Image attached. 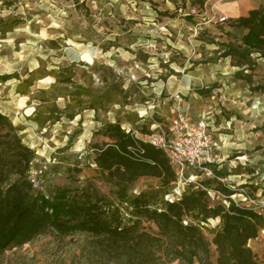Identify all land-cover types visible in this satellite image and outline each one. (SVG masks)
<instances>
[{
  "label": "rangeland",
  "instance_id": "1",
  "mask_svg": "<svg viewBox=\"0 0 264 264\" xmlns=\"http://www.w3.org/2000/svg\"><path fill=\"white\" fill-rule=\"evenodd\" d=\"M232 2L241 5L242 0H206L205 9L196 7L198 13L190 20L183 14L194 7L189 0H156V6L140 0H0V20L18 21L10 32L0 34V75L14 77L0 84V111L14 130L23 129L19 132L22 142L35 152L36 158L28 173L35 188L49 193L56 187L77 188L92 183L100 196L112 200L113 188L96 171L90 150V145L108 141L100 133L102 125L119 122L142 134L150 133L153 123L167 125L171 119L169 82L173 79L170 77L201 66L222 68L223 61H218L220 47L210 41L240 40L242 33L231 29V19L219 23L212 20L210 12L214 6L217 19L222 15L216 8ZM84 54H89L90 60L83 58ZM38 67L39 72L34 76H43V79L27 88L30 96L36 95V89L48 90L55 84V78L47 75L53 70L59 73L60 79H71L70 84L56 85L64 94L74 93L76 86L92 91L103 89L102 76L112 81L113 73L114 82L122 91V94L115 93V102L125 101V104L86 110L71 121L62 119L39 127L30 119L38 101L17 92L20 82ZM229 71L225 74L228 85L236 79L232 77L235 72ZM242 75L250 76V82L240 76L238 79L245 83L229 86L227 91L236 104L218 103L211 112L219 111L223 119L228 116L225 123L234 124L232 129L250 134L248 139L252 143L244 144L241 154L233 153L226 161H236L238 172L250 175L239 181L260 202L264 201V60H258L253 70ZM238 88L240 96L236 97L232 93ZM69 102L67 97L56 100L61 108ZM259 106H263L262 110ZM152 109L155 116L149 115ZM233 118L237 122L233 123ZM7 132V127L0 126L1 135ZM84 144L86 147L80 150ZM238 156L245 158L237 159ZM158 184L154 178H140L132 185L131 192L155 189ZM218 223L216 219L204 225L203 232L209 240L212 239L209 232ZM143 227L151 233L157 232L155 225L147 221ZM262 231L264 228L248 246L263 264ZM85 239L84 233L63 238L45 234L22 247L5 249L0 264H85L80 254ZM210 251L214 262V246Z\"/></svg>",
  "mask_w": 264,
  "mask_h": 264
},
{
  "label": "trees",
  "instance_id": "2",
  "mask_svg": "<svg viewBox=\"0 0 264 264\" xmlns=\"http://www.w3.org/2000/svg\"><path fill=\"white\" fill-rule=\"evenodd\" d=\"M140 1L156 6V0ZM189 1L191 6L203 7L206 0ZM191 17L187 16L190 20ZM17 22L0 20V34L10 32ZM229 22L231 29L241 31L240 40L210 41V44L220 47L219 58H229L231 65L239 68L235 73L239 78L245 70H253L259 59H264V4ZM38 72L39 67L31 71L20 82L17 92L30 96L27 88L43 79L34 76ZM47 75L55 78V84L48 90L36 89V95L30 96L38 101L30 119L39 127L62 119L71 121L86 110L125 104L115 102V93L122 91L114 82L113 73L112 81L106 76L101 78L105 90L76 86L74 93L67 94L58 91L56 85L72 83L69 77L60 79L54 70ZM11 78L14 77L0 75V84ZM244 78L251 80L250 76ZM47 94L50 96L46 97ZM66 97L70 102L62 108L56 104L58 98ZM0 126L8 129L6 134H0V256L10 246L22 247L45 234L63 238L84 233L86 239L80 254L85 264H262L248 242L263 230V213L234 204L211 206L207 192L192 185L179 200L167 201L165 196L171 193L177 176L166 156L161 150L141 143L144 153L134 157L129 147L136 145V139L125 133L119 122L104 123L100 133L108 141L90 145L96 171L113 188L112 200L100 196L92 183L77 188L56 187L49 193L37 190L28 177L36 155L22 142L19 132L23 129L14 130L1 111ZM208 167L215 178L202 180V186L231 194L216 180L228 173L218 171L213 164ZM140 178H154L159 184L155 189L132 193V185ZM216 219L219 223L209 232L212 235L209 240L203 232L204 225ZM145 221L155 225L157 232L147 231L143 227ZM211 246L216 252L214 262Z\"/></svg>",
  "mask_w": 264,
  "mask_h": 264
},
{
  "label": "built area",
  "instance_id": "3",
  "mask_svg": "<svg viewBox=\"0 0 264 264\" xmlns=\"http://www.w3.org/2000/svg\"><path fill=\"white\" fill-rule=\"evenodd\" d=\"M179 12H182V9H179ZM210 12L212 20H217L219 23L229 21V17L226 15H222L216 19L215 12L212 9ZM197 13L198 9L196 7H189L183 14L185 16H195ZM172 97L176 104V111L178 112L183 101L181 92L174 93ZM149 115H155L153 109ZM122 129L125 133L136 139V145L129 147L134 157L143 155L144 149L141 143L149 144L161 150L166 156L169 165L177 176V181L172 187L171 193L165 196L167 201L173 202L179 200L187 187L192 185L194 189L201 188L207 192L208 201L211 206L220 204L228 207L230 204H234L235 206L252 209L257 213L264 212V201L259 202L251 197L250 193L243 186V183L236 184L229 182L224 177H216V180L223 187L232 191L228 195L221 190L202 186L201 181L203 177L215 178L208 165L217 162L214 155L216 142L204 121L193 123L187 117L177 113L175 117L169 120L167 125L153 123L151 132L147 134H142L136 128L122 126ZM251 143L252 141L248 139L247 144ZM197 171L200 173L196 174ZM193 172L195 173L193 174ZM262 232L264 233V231Z\"/></svg>",
  "mask_w": 264,
  "mask_h": 264
},
{
  "label": "crops",
  "instance_id": "4",
  "mask_svg": "<svg viewBox=\"0 0 264 264\" xmlns=\"http://www.w3.org/2000/svg\"><path fill=\"white\" fill-rule=\"evenodd\" d=\"M237 4V2H232L226 3L223 6H218L216 12L220 15H226L231 20H235L241 16H246L250 10L257 9L261 5L263 6L264 0H242L241 5ZM211 9L215 12L214 6H212ZM73 61L76 60L73 59ZM218 61H223L224 66L222 68L217 66H201L183 73L182 75L170 77L174 82H169V113L171 114V118L179 113L187 117L193 123L204 121L216 142L214 155L217 162L213 163V165L218 171L221 170L228 173L225 178L229 182H236V184L243 183L239 180L241 178H248L250 175L239 173L238 168H236V161L227 162L226 159L233 153H242L241 147L247 144L250 134H243L241 129H232L234 124L230 122L225 123L226 117L223 119L219 115V111L215 112V110H213L214 112L212 113L211 110L213 106H218V103L221 105L225 103H228V105L236 104V102L229 97L230 94L227 93L229 86L233 87L237 85L239 87V82H245L236 77L235 80L230 82V85L226 84L225 81L228 79L225 77V74H228L229 70H231L229 72L236 73L237 71L233 70H239V68L232 66L229 58H219ZM244 72H246V70ZM235 73H233L232 77L235 76ZM238 90L239 88L233 89L232 94L236 97L240 96V91ZM177 92H181L183 97L178 112L176 111V104L172 97L173 94ZM258 108L262 110L263 106H259ZM231 120H233V123L237 122L235 118ZM225 131H228V133ZM232 131L234 134H232ZM241 158H245V156H238L237 159ZM194 173L195 172H193V174Z\"/></svg>",
  "mask_w": 264,
  "mask_h": 264
},
{
  "label": "bare ground",
  "instance_id": "5",
  "mask_svg": "<svg viewBox=\"0 0 264 264\" xmlns=\"http://www.w3.org/2000/svg\"><path fill=\"white\" fill-rule=\"evenodd\" d=\"M83 58L87 59V60H90L91 56L89 54H84L83 55ZM86 147V145L84 144L83 146H81L79 149L82 150Z\"/></svg>",
  "mask_w": 264,
  "mask_h": 264
}]
</instances>
